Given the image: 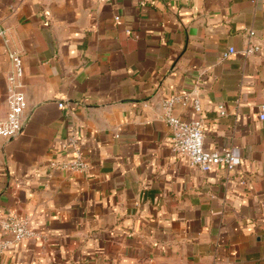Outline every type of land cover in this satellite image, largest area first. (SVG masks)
Here are the masks:
<instances>
[{
    "label": "crops",
    "instance_id": "1",
    "mask_svg": "<svg viewBox=\"0 0 264 264\" xmlns=\"http://www.w3.org/2000/svg\"><path fill=\"white\" fill-rule=\"evenodd\" d=\"M0 29V120L10 49L29 104L0 136V242L8 213L40 234L0 264H264V0H0ZM249 30L261 48L246 56ZM184 92L202 112L174 113L201 119L234 169L172 150L162 102ZM72 132L87 174L49 165L72 157Z\"/></svg>",
    "mask_w": 264,
    "mask_h": 264
},
{
    "label": "built area",
    "instance_id": "2",
    "mask_svg": "<svg viewBox=\"0 0 264 264\" xmlns=\"http://www.w3.org/2000/svg\"><path fill=\"white\" fill-rule=\"evenodd\" d=\"M7 30L0 29V36L6 38ZM254 30H249L246 37V47L243 53L251 56L260 50V45L253 41ZM8 42V40L6 39ZM236 51L234 47L223 52L226 58ZM9 57L12 69L8 74L7 104L8 111L5 118L0 120V136L11 139L18 136L25 125L29 113V104L24 90V62L22 52L18 49H10ZM180 103L186 107L192 104L195 112H202V102L198 94L184 92L174 94L162 102L166 121L171 131L172 150L178 154L189 157L193 166L202 172H209L216 166L224 164L228 170L234 169L238 164V158L230 149L224 151L210 150L205 146L204 125L201 119L184 120L174 113V107ZM64 107V103H60ZM221 115L226 114L225 106H219ZM260 119L264 120V105L261 106ZM66 149L72 150L69 159H53L49 165L53 169L68 170L74 173L90 172L91 165L85 159L78 135L75 132L69 134L65 144ZM3 231L10 233L12 239L0 242V252L8 246L23 240L38 237L39 232L32 229L27 218H21L13 213H8L2 221Z\"/></svg>",
    "mask_w": 264,
    "mask_h": 264
}]
</instances>
